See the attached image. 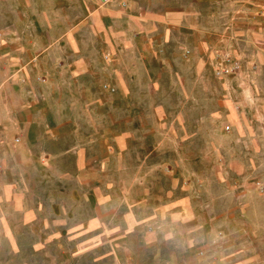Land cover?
Segmentation results:
<instances>
[{
    "label": "crops",
    "instance_id": "obj_1",
    "mask_svg": "<svg viewBox=\"0 0 264 264\" xmlns=\"http://www.w3.org/2000/svg\"><path fill=\"white\" fill-rule=\"evenodd\" d=\"M200 51L260 68L251 90L261 89L264 0H0V243L29 228L31 258L44 252L34 238L111 245L110 202L98 196L120 165L105 147L145 141L128 116L160 99L152 68L167 67L176 99L195 98L207 80Z\"/></svg>",
    "mask_w": 264,
    "mask_h": 264
},
{
    "label": "rangeland",
    "instance_id": "obj_2",
    "mask_svg": "<svg viewBox=\"0 0 264 264\" xmlns=\"http://www.w3.org/2000/svg\"><path fill=\"white\" fill-rule=\"evenodd\" d=\"M199 53L207 80L195 83V98L176 99L167 67L152 68L163 71L160 99H147L144 111L131 104L128 116L145 141L105 147L120 165L98 196L110 202L102 213L114 221V242L34 238L44 252L31 258L29 228H18L12 246L0 243V264H264V85L253 93L262 71L229 52Z\"/></svg>",
    "mask_w": 264,
    "mask_h": 264
},
{
    "label": "built area",
    "instance_id": "obj_3",
    "mask_svg": "<svg viewBox=\"0 0 264 264\" xmlns=\"http://www.w3.org/2000/svg\"><path fill=\"white\" fill-rule=\"evenodd\" d=\"M99 1H100L101 4H108V3L111 2V0H99ZM122 6H124V4H122ZM226 61L229 62V60H226ZM235 66H236L235 68L238 67L237 65H235Z\"/></svg>",
    "mask_w": 264,
    "mask_h": 264
}]
</instances>
